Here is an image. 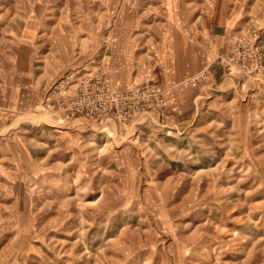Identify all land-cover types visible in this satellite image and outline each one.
<instances>
[{
	"label": "rangeland",
	"instance_id": "1",
	"mask_svg": "<svg viewBox=\"0 0 264 264\" xmlns=\"http://www.w3.org/2000/svg\"><path fill=\"white\" fill-rule=\"evenodd\" d=\"M108 68L167 104L42 107ZM0 264H264V0H0Z\"/></svg>",
	"mask_w": 264,
	"mask_h": 264
},
{
	"label": "built area",
	"instance_id": "2",
	"mask_svg": "<svg viewBox=\"0 0 264 264\" xmlns=\"http://www.w3.org/2000/svg\"><path fill=\"white\" fill-rule=\"evenodd\" d=\"M169 97L168 90L150 84L117 91L108 68L94 73L69 72L51 85L42 107L57 117L116 120L126 125L147 116L148 110L156 105H166Z\"/></svg>",
	"mask_w": 264,
	"mask_h": 264
},
{
	"label": "crops",
	"instance_id": "3",
	"mask_svg": "<svg viewBox=\"0 0 264 264\" xmlns=\"http://www.w3.org/2000/svg\"><path fill=\"white\" fill-rule=\"evenodd\" d=\"M172 60H174V58H172ZM119 74H117V73H114V85H115V88L116 89H119V90H124L127 86H128V84H126V83H128V81L127 82H122L120 79H119ZM125 84L127 85V86H125ZM130 86V85H129ZM125 87V88H124Z\"/></svg>",
	"mask_w": 264,
	"mask_h": 264
}]
</instances>
